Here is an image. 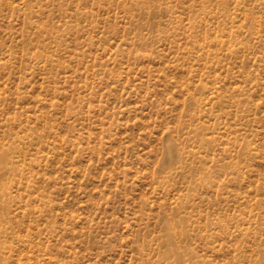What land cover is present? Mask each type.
Instances as JSON below:
<instances>
[{
    "label": "rangeland",
    "instance_id": "rangeland-1",
    "mask_svg": "<svg viewBox=\"0 0 264 264\" xmlns=\"http://www.w3.org/2000/svg\"><path fill=\"white\" fill-rule=\"evenodd\" d=\"M0 264H264V0H0Z\"/></svg>",
    "mask_w": 264,
    "mask_h": 264
}]
</instances>
